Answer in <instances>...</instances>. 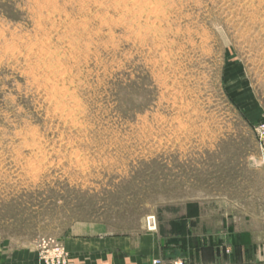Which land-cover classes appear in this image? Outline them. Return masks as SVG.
<instances>
[{
    "label": "rangeland",
    "instance_id": "obj_1",
    "mask_svg": "<svg viewBox=\"0 0 264 264\" xmlns=\"http://www.w3.org/2000/svg\"><path fill=\"white\" fill-rule=\"evenodd\" d=\"M144 233L264 264V0H0V253Z\"/></svg>",
    "mask_w": 264,
    "mask_h": 264
},
{
    "label": "crops",
    "instance_id": "obj_2",
    "mask_svg": "<svg viewBox=\"0 0 264 264\" xmlns=\"http://www.w3.org/2000/svg\"><path fill=\"white\" fill-rule=\"evenodd\" d=\"M64 245L68 252L64 264H151L155 258L167 261L170 258L180 257L174 252L171 255L164 253L161 238L152 233H144L140 236L130 234L69 236L65 238ZM196 257L201 262L202 257L199 254ZM206 262L219 264L212 260ZM0 264L44 263L39 260L35 251H27L13 254L0 253ZM189 264L206 263L193 261Z\"/></svg>",
    "mask_w": 264,
    "mask_h": 264
},
{
    "label": "built area",
    "instance_id": "obj_3",
    "mask_svg": "<svg viewBox=\"0 0 264 264\" xmlns=\"http://www.w3.org/2000/svg\"><path fill=\"white\" fill-rule=\"evenodd\" d=\"M154 228H155L154 222L153 220L150 219V221H148V224H147V229L153 230ZM151 264H163V263L160 258H155L152 260ZM170 264H184V262L180 259H176V260H171Z\"/></svg>",
    "mask_w": 264,
    "mask_h": 264
}]
</instances>
